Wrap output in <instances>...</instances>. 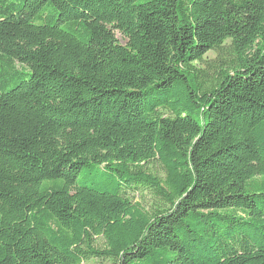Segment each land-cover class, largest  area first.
Listing matches in <instances>:
<instances>
[{
	"label": "trees",
	"instance_id": "obj_1",
	"mask_svg": "<svg viewBox=\"0 0 264 264\" xmlns=\"http://www.w3.org/2000/svg\"><path fill=\"white\" fill-rule=\"evenodd\" d=\"M90 260L264 264V0H0V264Z\"/></svg>",
	"mask_w": 264,
	"mask_h": 264
},
{
	"label": "rangeland",
	"instance_id": "obj_2",
	"mask_svg": "<svg viewBox=\"0 0 264 264\" xmlns=\"http://www.w3.org/2000/svg\"><path fill=\"white\" fill-rule=\"evenodd\" d=\"M115 36L120 43L122 44L126 43V39L123 37V35L120 32L115 31ZM154 169L160 173L161 169L159 168L158 165H155ZM135 200H140L146 208H149L154 202V198L147 192H144L142 196L137 195ZM98 244L102 245V242L99 240ZM82 264H97V263L94 260H90V261H85Z\"/></svg>",
	"mask_w": 264,
	"mask_h": 264
}]
</instances>
